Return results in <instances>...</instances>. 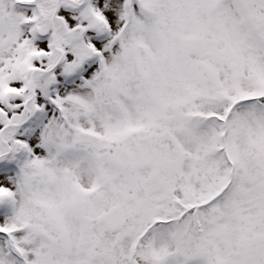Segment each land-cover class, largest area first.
Here are the masks:
<instances>
[{
    "label": "snow or ice",
    "instance_id": "1",
    "mask_svg": "<svg viewBox=\"0 0 264 264\" xmlns=\"http://www.w3.org/2000/svg\"><path fill=\"white\" fill-rule=\"evenodd\" d=\"M0 264H264V0H0Z\"/></svg>",
    "mask_w": 264,
    "mask_h": 264
}]
</instances>
